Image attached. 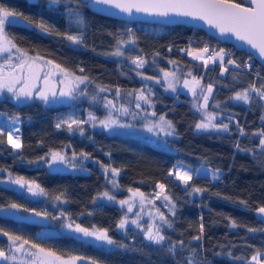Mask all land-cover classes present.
<instances>
[{
    "label": "trees",
    "instance_id": "trees-1",
    "mask_svg": "<svg viewBox=\"0 0 264 264\" xmlns=\"http://www.w3.org/2000/svg\"><path fill=\"white\" fill-rule=\"evenodd\" d=\"M0 4L34 21L29 23L22 19L23 22L6 25L8 39L16 47L88 77V87L100 85L122 90L138 89L143 82L136 72L157 74L152 62L156 60L160 68L175 73L178 83L189 73L199 77L203 84L212 83L213 94L208 109L221 115L215 123L226 121L229 125L227 132L196 129L195 124L202 119V115L194 107L191 97L179 89L168 92L162 81L148 85L152 89L153 111L164 115L175 127V134L167 138L173 149L139 137L110 133L104 128L87 130L84 136L70 134L65 127H55L64 116L63 109L67 105H47L38 100L17 103L0 95V127L7 130L6 117H19V135L23 144L19 152L14 151L8 145L6 136H0V140L4 141L0 143V168L7 169L5 172L15 177L35 180L47 193L33 196L26 188L22 191L15 184L11 188L0 186V205L17 203L50 214L47 226L0 217V227L21 234L62 257L82 255L96 259L98 264H187L189 259L193 264H246L257 249L264 252V232L247 231L248 227L264 228V223L254 211L258 205H264V154L258 147L259 138L252 135L264 128V121L260 119L264 108L255 100L244 104L230 99L253 81L257 86L264 82L255 75L259 72L260 77H264L263 65L254 60L249 70L243 63L251 55L235 49L225 57V63L232 57L241 67L227 65L228 71L224 74H221L219 62L205 67L202 61L189 57L186 51L181 50L208 44L219 49L230 44L197 27L124 21L81 6L79 12L85 19V27L80 29L75 23H70L68 9L76 7L71 0L51 7L48 0H0ZM40 20L52 30L44 31L37 27ZM81 30L84 32L83 45H73L55 34L57 31ZM117 39L135 40L134 44L124 47L126 57L110 55ZM136 56L147 61L143 69L134 70L131 58ZM169 61L176 63L170 65ZM14 66L17 68V64ZM216 104L219 107H215ZM237 122L243 127L245 135H240ZM237 144L240 149H237ZM63 148L78 155L86 152L89 158L76 171L50 170L39 159L50 150ZM177 161L195 168L207 166L219 169L220 179L193 175L190 183L208 191L189 195L190 189L186 190L174 176L168 175ZM102 165L119 169L115 192L118 199L127 197L128 189L150 193L157 189L158 183L165 185V191L176 205L175 215L164 210L172 222V227L162 228L165 241L159 245L148 241L145 237L148 226L144 220L138 221L140 227L131 222L124 229L117 227L124 215L122 206L96 199L108 185ZM58 195L61 201L54 199ZM239 200H247L250 207L245 208L238 203ZM61 212L82 226L107 228L117 243H97L61 231V219H51V216L60 217ZM232 220L238 227H231ZM201 223L204 225L203 233L200 232ZM196 236L201 239H193ZM179 241H183V245ZM121 244L125 247H120ZM7 245V237L0 235V247L7 250ZM173 245L175 248L169 252ZM78 264L88 262L79 261Z\"/></svg>",
    "mask_w": 264,
    "mask_h": 264
},
{
    "label": "snow or ice",
    "instance_id": "snow-or-ice-1",
    "mask_svg": "<svg viewBox=\"0 0 264 264\" xmlns=\"http://www.w3.org/2000/svg\"><path fill=\"white\" fill-rule=\"evenodd\" d=\"M65 2V0H48L49 6L59 5ZM71 3L75 4V8H69V19L70 23H75V25L83 29L85 27V19L80 15L79 8L81 6H87L89 3L96 8L97 11L103 12L107 11L108 8L119 9L123 13L131 15L133 10L137 13H146L149 15L159 16V17H169V16H179V17H190L194 20L204 21L207 25L212 28H215L219 31L221 35L230 34L236 38L238 41H242L245 44L249 45L252 49L256 50L259 56L264 59V0H247L246 3L238 2V0H71ZM107 6V7H104ZM16 17L21 19L28 20L29 23L34 21L30 20L28 17L23 16L22 13L17 12L14 9L5 7L3 4H0V53L11 52L12 48L15 45L10 39H8L7 33L5 31L6 25L13 23ZM74 17V20L72 19ZM37 27L41 28L44 31H51V26L47 25L45 21L40 20L37 23ZM131 32V30H128ZM56 35L62 36L64 39L69 41L73 45H83L84 44V32L77 31H64L55 33ZM111 35V33H110ZM134 44V39L124 40L117 39L116 50L110 55L113 56H123L124 52L122 51V46L127 44ZM20 52V49H17ZM171 51V49H169ZM181 51H187V54L192 56L195 60H201L205 67H207L209 62L216 63L220 62L221 74L228 71V68L225 64V56L228 55L225 49H219L218 51L210 50V48L205 45L203 48L198 50H189L182 49ZM211 53V54H209ZM209 54V55H205ZM159 55V53H157ZM20 63L17 65L22 71L27 70L28 76L24 79L23 86L20 88H15V84L20 81V77L11 75L5 77L0 75V91L7 89L8 92L13 93L15 98L19 100L21 97L32 98L35 89L34 81H37L41 78V72L48 68V71L44 72L43 80L45 87L40 88L35 92V95L40 100L45 103L49 102V97H73V94L80 90V85L85 84L88 80L86 76H77L75 73L68 71L65 68H62L59 64H54L51 60L42 61V57H29L26 52H21ZM251 59V57H249ZM132 65L135 66V69H143L147 61L141 57L136 56L131 58ZM169 63L175 64V61H169ZM227 65H235L237 68L241 67L236 60L229 58L227 60ZM50 66V67H49ZM244 67L251 70V64H245ZM81 72L84 69H80ZM136 74L141 76L144 79H155L154 77H146L143 72L137 71ZM59 75L60 79L58 81L52 79L53 77ZM191 75V73H189ZM262 81L264 77H260V73H255ZM169 77L173 79L176 78L174 72H164L163 78L167 81V86L172 91H175V86ZM59 83L63 85L60 88L59 93L56 91L55 84ZM159 83V80H157ZM184 86L189 88V91L195 96L196 88L200 87L201 92L200 96L203 100V103L194 105L197 111L202 114V119L195 124L196 129L198 130H208V129H218L225 132L229 131L228 124H218L214 121L216 120L215 114L208 112L209 99L213 94V84L209 83L206 86V89L201 86L200 80L193 77L191 82L185 80ZM99 92H105L108 89L106 87H99ZM138 91L137 95L138 100H144L145 103H150L148 97L143 94L142 90ZM81 95H85V92H81ZM116 94H120V89L117 88ZM129 95H132L129 92ZM95 99V97H93ZM230 99L234 101H242L244 104H251L255 101H258L262 108H264V82L260 83L257 86L256 82L253 81L249 86L242 91H237ZM106 107L113 106L112 101H106ZM137 108H140L141 105L137 103ZM215 107H219V104H216ZM124 113H128V109H123ZM133 118L135 119L136 114L133 113ZM152 115H155L153 112ZM90 119H94L91 117ZM264 121V115L260 117ZM19 120L17 117L11 122L7 130L4 127H0V136H6L8 145L15 151L19 152L22 147L21 137L18 134L20 129L14 127ZM88 123V121H83L68 117L67 119H61L56 123L55 127L61 129L62 127L67 128V131L72 132L78 130L81 135L84 134L83 124ZM100 124L104 128H133L135 127L130 123H121L118 119H113L111 113L106 120L100 121ZM95 126V125H93ZM145 130L153 135L159 136L160 133H163L165 136H172L175 134V127L170 120H166L165 116L161 115L158 122H152L150 124H145L143 126ZM237 127L240 132V135H245L243 127L239 126L237 122ZM255 137L259 138L258 147L262 154H264V128H261L252 134ZM3 140H0V143H3ZM237 149H240V145H236ZM245 151H252L250 149H243ZM79 156L84 160L89 158V154L86 152H80ZM77 153H72V160H76ZM40 160H43L49 168H54L56 165H69L72 168H75L77 165L75 163H70L69 158L66 153L63 151H49L45 156L40 157ZM35 161H29V163H34ZM264 163V162H262ZM105 170V174L109 171L113 177H116L119 174V169L112 168L108 165H102ZM7 171V169L0 168V172ZM198 172L200 170H197ZM219 169H216L211 172L212 180H219L220 177L217 175ZM168 175L175 176L176 180L180 181L185 189L188 191L189 195L193 194H202L207 192L208 189L204 187H197L195 184L190 183L193 180L192 172L183 166H174L173 169H170ZM204 175L208 176L209 172L204 170ZM4 181H0L3 183ZM8 183L19 185L21 188H26L27 192L31 193L33 196L36 195H46V190L41 187L39 183L35 180H28L23 176L13 177L12 174L8 173ZM110 183L115 184V180L110 181ZM157 188L160 190L156 193L155 199H160L163 197V200L166 202L165 207L169 208V211L175 215V203L172 202L171 197L165 194V185L163 183H158ZM129 192H132L133 197H138L141 205L147 197L139 189L133 190L128 189ZM102 197L107 198L108 200H115V197L111 195L108 191L100 194ZM214 195H219V193H214ZM56 201H61V196H55ZM66 202V201H62ZM95 198L93 203H95ZM154 203V201H152ZM239 204L243 205L245 208H249L250 205L247 200H239ZM120 204L123 206L128 204V211H132V205L128 200H121ZM15 209L17 211H23L30 213L31 216L42 217L48 219L50 214L47 211H38L36 209L25 208L23 205L12 203L5 206L0 205V212H7L8 210ZM158 213L159 220L162 225H167L169 228L172 227V222L165 216L163 212H160L159 209L156 210ZM254 211L261 218V222L264 223V205H258ZM11 214V213H10ZM91 215V213H89ZM139 215V214H137ZM65 216L61 212L60 217L51 216V219H61ZM132 224L140 227L137 220H131ZM129 224V219L127 216L123 217L117 227L124 229L126 225ZM62 227L68 229L73 233L82 234L85 238H93L95 241L102 242L107 245H115L117 242L109 235V230L107 228H97L92 226L91 228L82 226L75 221H72L71 218H68V221L62 225ZM231 227H238L235 220H232ZM204 225L200 224V232L203 233ZM248 232H264V228H253L248 227ZM0 235L7 237L8 245L7 250L0 247V262L3 264H16L17 260H21L22 264H78L79 261H87L88 264H98V261L92 257H85L82 255H68L67 258L57 255L55 251L42 247L40 244L35 243L29 239H26L23 235L17 234L15 232L7 231L4 228L0 227ZM145 237L148 241H151L154 244H161L165 241L166 237L162 233L160 225L150 226L145 230ZM195 240L201 239L200 236L193 237ZM183 245V241H179ZM120 247H125L121 244ZM175 248L173 245L169 248V252H172ZM231 255V253H229ZM235 259H244L243 257H235ZM187 264H193V261L189 259ZM246 264H264V252H261L259 249L256 250L250 259L247 260Z\"/></svg>",
    "mask_w": 264,
    "mask_h": 264
},
{
    "label": "rangeland",
    "instance_id": "rangeland-1",
    "mask_svg": "<svg viewBox=\"0 0 264 264\" xmlns=\"http://www.w3.org/2000/svg\"><path fill=\"white\" fill-rule=\"evenodd\" d=\"M14 22H23V20L20 17H16ZM127 45H130V43L127 44ZM127 45H123L122 46V51L124 52V55L122 57H126V54H125V51H124V47H126ZM203 47H187V49H189V50H198V49H201ZM17 49H19V48L15 46L14 48H12L11 52L0 53V75L8 77L11 74V75H15V76L20 77L21 78L20 81L18 83H16L15 86H14L15 88L18 89V88L23 86L24 79L28 76V72H27L26 69L22 71L20 68H18V67L16 68L14 66L15 64L18 65L20 63V59H18V57H20L21 52H25V51H23L21 49H20L21 51L18 52ZM219 49H222V48H219ZM219 49L213 48L212 50L213 51H218ZM115 50H116V45L114 46L112 52H114ZM186 53H187V51H186ZM27 55L29 57H37L36 55H30V54H27ZM205 55L207 56L208 54H205ZM188 56L192 58V56H190V55H188ZM230 58L233 59L232 57H230ZM44 61H48V60L43 58V60L39 61V63H43ZM155 61L156 60H153L152 62H153V64H155L154 65V69H155V72L157 73V74H155L156 76L153 75V74H145V73H143L144 76H146V77H154L155 79H151V80L144 79L141 76L137 75L138 78L143 82V86L138 88V89H133V90H122V89L119 88L120 89V94L119 95L116 94L117 88L106 87L108 89L107 91L99 92V90H98L99 87H104V86L96 85L95 87H92V88L88 87L89 80H87L85 82V84L80 85V90L73 94L74 98L73 97H67V96L60 97L59 95H57V97H55V98L50 96L49 97V102L45 103L44 101H42V100H40L39 98L36 97L35 92L38 91L40 88L45 87L44 80H43V75H44V72L48 71V68H45L41 72V74H40L41 78L39 80L34 81L35 89H34V94H33L32 98L28 99V98L21 97L19 100H17L15 98V96L13 95V93L8 92L7 89H4V90L0 91V95L9 97L10 99H12L13 101H15L17 103H21V102H24V101H30V100H38V101L42 102L43 104H47V105L48 104L67 105L69 107V109H68V107H65V109H63L64 116H62L59 120L67 119L68 117H72V118H75V119L88 121V123H85V124L82 125V127L84 129V134L83 135H81L78 130H74L72 132L68 131L70 134L71 133H73V134L76 133L78 135L84 136L86 134L87 130H91V129H94V128H104L100 124V121L106 120L109 117V113H111V117L113 119H118L121 123L133 124L135 127H133V128H119V127L104 128L107 132L118 133V134L127 135V136L139 137V138L147 140V141H149V142H151V143H153L155 145H158L160 147L173 149V147L170 145V143H169V141L167 139L168 137H171V136H165L163 133H160L159 136H156V135H153L152 133L147 132L145 130V128L143 127L145 124H150L152 122H158L160 116L162 115V114H156L153 111V109H152V105H153L152 101H151L152 89L150 88V86L148 84H150V83L156 84L157 80H159V81L164 82V87H165V89L168 92H170V93L174 92V91H172L171 89L168 88L167 81H165V79L163 78L164 72H172V71L171 70H166L164 68H160L158 65H156ZM198 61H201V60H198ZM217 62H219V61H217ZM211 63L212 62H209L208 64H211ZM170 65H172V64H170ZM226 66H227V64H226ZM6 67H7V69H5ZM70 72H72V71H70ZM72 73H75V72H72ZM75 75L83 76V75H80L78 73H75ZM193 77H195L196 79L200 80L201 86L206 89L207 84H203L201 79L199 77H197V76H194V75H186V76H184L180 80L179 83L175 79H173L172 77H169V80H171L173 82L176 90L179 89L180 91H182L185 94H187L188 96H190L191 99H192V102L195 105H198V104L203 103V100H202V98L200 96L201 88L200 87L196 88V93L197 94L194 96L192 94V92L189 91V88L184 86L185 80L191 82L193 80ZM52 79L58 81L60 79V76L57 75V76L53 77ZM55 87H56L57 93H59V90H60L61 87H63V85H61L59 83H56ZM134 90H142L143 94L146 97H148V100L150 101V103H145L144 100H138L137 99V95L139 94V92L138 91H134ZM81 92H85L86 94L85 95H81L80 94ZM129 92H131L132 95H129ZM93 97H95V99H93ZM106 101H112V105H114V107L113 106L106 107L105 106ZM137 103H139L141 105L140 108L136 107ZM124 108L128 109V113L127 114L124 113V111H123ZM81 109H82V112L80 111ZM207 111L215 114L216 120L221 118V115L218 114L217 112H214V111H212V110H210L208 108H207ZM153 112L155 113V115H152ZM133 113L136 114L135 119L133 118V115H132ZM90 114H91V117L94 118V119H90ZM15 119H16V117H6L7 128L11 124V122L13 120H15ZM59 120L57 122H59ZM166 120H168V119L166 118ZM222 124H228V123L226 121H224V123H222ZM93 125H95V126H93ZM13 126L14 127H18L20 129V119ZM65 128H66V126H65ZM52 151H63L64 153L67 154L70 163H75L77 166L75 168H72L69 165H56L54 168H49L48 165L43 161V163L50 170L76 171L78 169V167L82 166V162H84V159L81 158L78 154H77L76 160L73 161L72 160V153L73 152L72 151L68 152L64 148L63 149H59V150H52ZM93 162H95V161H93ZM174 166L186 167L188 170H190L192 172V176L193 175H204V170H207L209 172L208 176L210 178H211V172L216 170V169H213V168H210V167H207V166H199V167L195 168V167H192L190 165L184 164L183 162H180V161H177L174 164ZM101 170L105 173L104 167H101ZM197 170H200V171L198 172ZM2 173L4 175H2ZM218 174H219V172L217 173V175ZM105 175L107 176L108 185L96 197V199L98 201H105V202H110V203L113 202V203H117V204L121 205L120 204L121 200H128L129 203L132 205V211L131 212L128 211V204H125L123 206L121 205V206H122V208L124 210L123 217L127 216L128 219H129V222L131 220H137V221L144 220L145 222H147V226L148 227H150V226L154 227L156 225H160L161 229L163 227L167 226V225H162L161 224V221L159 220V217H158V213L156 211L157 209H159L160 212H163L165 214L164 210L165 209L169 210L168 207L164 206L166 202L163 200V197H161L160 199H155L156 193L160 191L158 188L155 189L154 191L150 192V193L143 192L145 194V196L147 197V199H145V201L143 203V206H142L138 197H133L132 199H130V197H132V192H129V191H128L127 197H125L123 199H118L116 197V194H115V192H116V190L118 188L117 176L113 177L110 171L107 174H105ZM0 177H7L8 178V173L5 172V171H2V172H0ZM13 177H15V176H13ZM112 180H115V184L110 183V181H112ZM15 187L21 189L22 191L24 190V188H21L19 185L15 184ZM105 191H108L111 195H113L115 197V200H108L107 198L102 197L100 194H102ZM165 194L170 196L166 191H165ZM152 201H154V203ZM137 214H139V215H137ZM165 216H166V214H165ZM68 218L69 217H67L66 215L63 218H61V222H60L61 224L59 226V229L61 231H66V232H69V233H73V232L69 231L68 229L62 227V225L68 221ZM73 234H76L77 236L82 237L84 239H89L91 241H95L93 238H90V237L85 238V237H83L82 234H78V233H73ZM95 242L100 243L98 241H95ZM16 264H22V261L18 259Z\"/></svg>",
    "mask_w": 264,
    "mask_h": 264
},
{
    "label": "water",
    "instance_id": "water-1",
    "mask_svg": "<svg viewBox=\"0 0 264 264\" xmlns=\"http://www.w3.org/2000/svg\"><path fill=\"white\" fill-rule=\"evenodd\" d=\"M246 2L247 0H243V2L241 3H246ZM87 7L94 12L107 15L113 18L121 19L124 21H145V22L161 23V24H166V25L183 24L186 26L201 28L207 34L213 36L217 40L221 42H227L238 50H244L246 53L250 54L251 57L256 62L264 66V59H262L259 56L256 50L252 49L249 45L245 44L244 42L236 40V38L230 34L221 35L217 29L210 27L204 21L194 20L190 17H179V16L159 17V16L142 13V12L137 13L135 12V10H133L131 15H129L115 8H108L107 11L100 12V11H97L96 8L93 7L90 3L87 5ZM104 7H107V6H104ZM7 180H8L7 177H1L0 181H4V182L0 183V186L5 187V188H11L13 184L8 183ZM29 194L32 195L31 193ZM0 217L10 218L16 221H23V222H27V223H31V224H35L39 226H47L50 223L49 218L44 219L42 217L31 216L30 213L17 211L15 209L8 210L7 212H0Z\"/></svg>",
    "mask_w": 264,
    "mask_h": 264
},
{
    "label": "built area",
    "instance_id": "built-area-1",
    "mask_svg": "<svg viewBox=\"0 0 264 264\" xmlns=\"http://www.w3.org/2000/svg\"><path fill=\"white\" fill-rule=\"evenodd\" d=\"M207 46L210 48V50L213 49L211 45L208 44ZM222 49H225L226 52H227L228 54L232 53V52L235 50L234 46H232V45L227 46V47H224V48H222ZM209 54H211V53H209ZM209 54H208V55H209ZM246 63H247V64H251V65L253 66V64H254V60H253L252 58H251V59L247 58V59L244 61L243 65H245ZM256 73H257V72H256Z\"/></svg>",
    "mask_w": 264,
    "mask_h": 264
}]
</instances>
